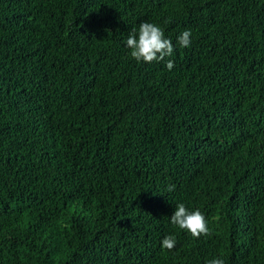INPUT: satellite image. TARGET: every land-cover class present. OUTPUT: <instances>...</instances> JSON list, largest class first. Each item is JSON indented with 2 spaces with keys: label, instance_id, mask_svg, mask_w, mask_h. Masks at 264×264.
Masks as SVG:
<instances>
[{
  "label": "trees",
  "instance_id": "trees-1",
  "mask_svg": "<svg viewBox=\"0 0 264 264\" xmlns=\"http://www.w3.org/2000/svg\"><path fill=\"white\" fill-rule=\"evenodd\" d=\"M213 258L264 264V0H0V264Z\"/></svg>",
  "mask_w": 264,
  "mask_h": 264
},
{
  "label": "clouds",
  "instance_id": "clouds-1",
  "mask_svg": "<svg viewBox=\"0 0 264 264\" xmlns=\"http://www.w3.org/2000/svg\"><path fill=\"white\" fill-rule=\"evenodd\" d=\"M192 32L190 29L182 31L177 38V43L181 47L191 46ZM126 46L131 50L130 56L137 62L152 63L154 61H165L166 57H171L174 52V45L171 39L165 37L164 30L151 22H142L138 30L133 29L126 40ZM166 66L169 70L174 67L172 60H167ZM175 185H170L168 191H174ZM171 223L180 229L191 233L194 238L201 235L209 236L211 231L208 227V221L202 212L197 209L190 211L184 203L176 205V210L171 216ZM162 248L173 250L177 244L174 236H166L162 240ZM206 264H225L222 258H213Z\"/></svg>",
  "mask_w": 264,
  "mask_h": 264
}]
</instances>
